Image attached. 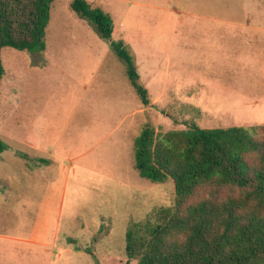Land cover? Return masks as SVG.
I'll return each instance as SVG.
<instances>
[{
  "label": "rangeland",
  "instance_id": "1",
  "mask_svg": "<svg viewBox=\"0 0 264 264\" xmlns=\"http://www.w3.org/2000/svg\"><path fill=\"white\" fill-rule=\"evenodd\" d=\"M84 1L112 17V41L128 45L149 104L109 43L70 10L72 0H55L43 52L0 54V216L25 202L36 210L47 195L39 180L54 181L57 163L39 168L37 152L19 145L45 140L57 158L77 154V211L62 221L65 264H125L130 226L174 203L172 183L134 170V142L146 125L159 133L192 123L264 126V0Z\"/></svg>",
  "mask_w": 264,
  "mask_h": 264
},
{
  "label": "trees",
  "instance_id": "2",
  "mask_svg": "<svg viewBox=\"0 0 264 264\" xmlns=\"http://www.w3.org/2000/svg\"><path fill=\"white\" fill-rule=\"evenodd\" d=\"M54 1L0 0V54L5 48L43 52ZM70 10L109 43L147 106L128 45L112 41V17L84 0H72ZM3 76L0 59V82ZM5 150L0 138V156ZM133 150L139 177L172 183L174 203L130 226L125 264H264V126L201 129L192 123L185 131L159 133L146 125Z\"/></svg>",
  "mask_w": 264,
  "mask_h": 264
},
{
  "label": "crops",
  "instance_id": "3",
  "mask_svg": "<svg viewBox=\"0 0 264 264\" xmlns=\"http://www.w3.org/2000/svg\"><path fill=\"white\" fill-rule=\"evenodd\" d=\"M44 141L36 142L33 137H27L19 145L36 151L39 156H32L36 162L43 160L42 157L47 158V164L40 163L39 168L48 167L49 162L56 167L57 163V178L49 182L45 178L39 180L44 183L42 186L47 195L43 196L36 210L31 208L33 203L25 202L13 216H8L12 211L0 216V264H39L37 259L42 256L46 257L45 264H65L67 250L70 249H67L65 241L67 232L64 230L62 233V221L65 214L68 213L72 219L77 211V154L57 158L52 151L45 150ZM15 152L17 150L13 155ZM10 199L12 196H6V200Z\"/></svg>",
  "mask_w": 264,
  "mask_h": 264
}]
</instances>
